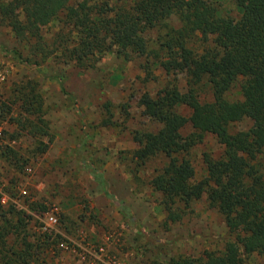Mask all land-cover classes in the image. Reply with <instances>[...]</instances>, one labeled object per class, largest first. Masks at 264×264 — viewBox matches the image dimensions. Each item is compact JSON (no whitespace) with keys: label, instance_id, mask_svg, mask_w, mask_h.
I'll use <instances>...</instances> for the list:
<instances>
[{"label":"trees","instance_id":"16d2710c","mask_svg":"<svg viewBox=\"0 0 264 264\" xmlns=\"http://www.w3.org/2000/svg\"><path fill=\"white\" fill-rule=\"evenodd\" d=\"M231 1L236 17L221 15L206 0H0V24L27 45L33 56L25 59L27 63L38 66L59 53L60 62L93 68L113 50L125 60L140 58L150 79L155 59L159 63L153 64L162 63L167 72L184 73V91L174 77L154 94L139 96L142 114L160 127L131 133L137 144L133 156L142 164L159 162L147 182L160 194L168 221H179L191 202L204 194L232 238L220 251L178 255L156 264H245L252 253L264 256V0ZM171 16L180 25H164L152 49L145 33ZM56 19L69 31L60 30L47 41L42 27ZM195 40L200 47H193ZM30 84L0 93V120L20 101L14 119L31 137H47L42 101ZM236 87L241 97L227 98ZM104 109L103 123L112 124L110 104ZM244 118L251 120L249 128L230 129ZM188 125L191 131L182 135ZM206 134L222 150L218 157L204 159L205 175L197 180L190 151ZM47 146L39 141L36 150L43 153ZM0 154L18 162V153L11 149ZM31 220L32 215L15 203L6 208L0 202V262L31 264L55 248L58 235L32 232Z\"/></svg>","mask_w":264,"mask_h":264},{"label":"rangeland","instance_id":"374dc122","mask_svg":"<svg viewBox=\"0 0 264 264\" xmlns=\"http://www.w3.org/2000/svg\"><path fill=\"white\" fill-rule=\"evenodd\" d=\"M206 1L221 15L237 16L231 0ZM162 23L145 33L152 49L165 31L164 25H180L175 16ZM60 30L68 32L69 28L56 19L43 26L41 33L51 41ZM193 47L200 43L195 40ZM25 59L33 60L27 45L0 24V93L7 95L18 84L31 83L42 101L49 129V136L38 139L22 129L14 119L20 101L11 115L0 120V150L11 149L19 155L14 163L0 154L1 204L7 208L15 203L32 215V232L58 235L55 248L47 249L31 264H156L178 255L197 257L204 250L223 249L232 236L206 196L192 201L179 221H168L160 194L147 182L159 162L142 164L133 156L137 144L131 133L154 132L160 127L142 114L139 96L154 94L174 77L184 91V73L167 72L162 63L153 64L159 63L155 59L150 79L140 67V58L125 60L113 50L103 54L93 68L60 62L59 53L38 66ZM226 96L241 97L237 87ZM107 103L113 122L105 125ZM250 126L251 120L244 118L230 129ZM190 131L188 125L182 135ZM39 141L48 144L43 153L36 150ZM221 150L210 134L191 149L195 179L205 175L204 159L218 157ZM46 213L55 216L53 226L45 222ZM44 225L52 227L45 229ZM245 259V264H264V256L257 253Z\"/></svg>","mask_w":264,"mask_h":264},{"label":"built area","instance_id":"2783aa9c","mask_svg":"<svg viewBox=\"0 0 264 264\" xmlns=\"http://www.w3.org/2000/svg\"><path fill=\"white\" fill-rule=\"evenodd\" d=\"M45 222L47 224H52V226H53L56 223V218L53 214L46 213L45 214ZM47 226H49V225H47ZM52 226H49L48 228H51ZM44 228L48 229L45 225H44Z\"/></svg>","mask_w":264,"mask_h":264}]
</instances>
